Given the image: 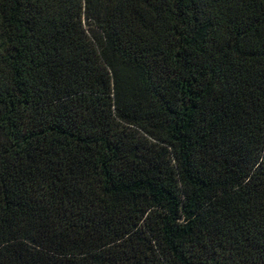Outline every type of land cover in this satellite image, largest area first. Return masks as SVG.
<instances>
[{"label":"trees","instance_id":"16d2710c","mask_svg":"<svg viewBox=\"0 0 264 264\" xmlns=\"http://www.w3.org/2000/svg\"><path fill=\"white\" fill-rule=\"evenodd\" d=\"M0 264H264V0H0Z\"/></svg>","mask_w":264,"mask_h":264}]
</instances>
